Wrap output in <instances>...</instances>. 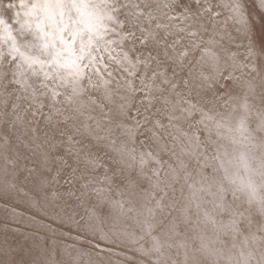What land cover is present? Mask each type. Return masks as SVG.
Returning a JSON list of instances; mask_svg holds the SVG:
<instances>
[{
  "label": "snow or ice",
  "instance_id": "6c2138e0",
  "mask_svg": "<svg viewBox=\"0 0 264 264\" xmlns=\"http://www.w3.org/2000/svg\"><path fill=\"white\" fill-rule=\"evenodd\" d=\"M0 264H264V0H0Z\"/></svg>",
  "mask_w": 264,
  "mask_h": 264
}]
</instances>
